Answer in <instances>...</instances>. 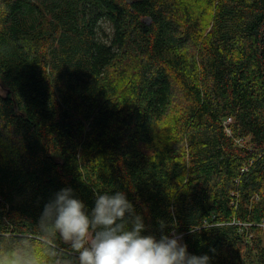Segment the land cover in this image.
<instances>
[{"label":"trees","instance_id":"trees-1","mask_svg":"<svg viewBox=\"0 0 264 264\" xmlns=\"http://www.w3.org/2000/svg\"><path fill=\"white\" fill-rule=\"evenodd\" d=\"M64 188L264 264V0H0V249L78 264L40 239Z\"/></svg>","mask_w":264,"mask_h":264},{"label":"clouds","instance_id":"clouds-1","mask_svg":"<svg viewBox=\"0 0 264 264\" xmlns=\"http://www.w3.org/2000/svg\"><path fill=\"white\" fill-rule=\"evenodd\" d=\"M95 204L87 211L73 189L55 194L39 219L40 239L53 245L58 236L70 246L78 264H209V257L191 255L182 235L159 221L161 235H145L143 217L124 192L114 195L94 190ZM54 246V245H53ZM0 264H40L27 242L8 251L0 249Z\"/></svg>","mask_w":264,"mask_h":264},{"label":"built area","instance_id":"built-area-1","mask_svg":"<svg viewBox=\"0 0 264 264\" xmlns=\"http://www.w3.org/2000/svg\"><path fill=\"white\" fill-rule=\"evenodd\" d=\"M231 119H228L226 122H225V125L227 126L229 123H231ZM226 132H228V133H230V129L229 128H226ZM238 143H241L242 142V140H238L237 141Z\"/></svg>","mask_w":264,"mask_h":264},{"label":"rangeland","instance_id":"rangeland-1","mask_svg":"<svg viewBox=\"0 0 264 264\" xmlns=\"http://www.w3.org/2000/svg\"><path fill=\"white\" fill-rule=\"evenodd\" d=\"M167 124L170 125L171 123L169 122V123H167ZM163 128H164V127H163ZM163 133L166 134L165 136H168L169 134H171V130H169V131H165V130H163ZM169 137H170V136H169ZM261 227H262V229H264V224H262Z\"/></svg>","mask_w":264,"mask_h":264},{"label":"water","instance_id":"water-1","mask_svg":"<svg viewBox=\"0 0 264 264\" xmlns=\"http://www.w3.org/2000/svg\"><path fill=\"white\" fill-rule=\"evenodd\" d=\"M189 250H187V252H188Z\"/></svg>","mask_w":264,"mask_h":264}]
</instances>
